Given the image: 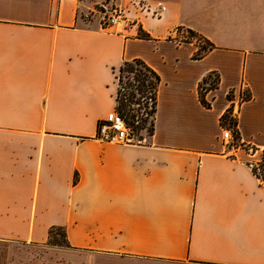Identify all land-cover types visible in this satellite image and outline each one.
<instances>
[{
  "label": "crops",
  "instance_id": "1",
  "mask_svg": "<svg viewBox=\"0 0 264 264\" xmlns=\"http://www.w3.org/2000/svg\"><path fill=\"white\" fill-rule=\"evenodd\" d=\"M114 1L139 19L125 33L87 16L96 0H0V264H264V0ZM136 59L160 76L154 131L104 142ZM244 84L245 146L226 147Z\"/></svg>",
  "mask_w": 264,
  "mask_h": 264
},
{
  "label": "built area",
  "instance_id": "2",
  "mask_svg": "<svg viewBox=\"0 0 264 264\" xmlns=\"http://www.w3.org/2000/svg\"><path fill=\"white\" fill-rule=\"evenodd\" d=\"M143 8L148 9L146 5ZM91 14L99 16V21L103 28L114 29L120 33L131 30L139 23L137 17L132 16L129 11L117 4L114 0H96L87 16L90 17ZM136 35L141 36V31L138 30ZM170 37L178 43L186 42L194 44L196 47V56H201L211 47L203 37L196 34L192 35L189 30L180 27L175 28ZM217 81V77L214 76L203 81L200 85L202 95L209 88L216 86ZM228 95L230 97V105L222 119H225V115H229V120L223 126V139L226 147L238 148L245 145L240 138L237 118L242 105L251 95L246 84L238 92L235 89L230 90ZM231 120L234 122L233 124H231ZM96 138L104 142L124 145L144 144L146 142V137L142 135L141 131L138 132L133 126L127 123L125 117L118 110L109 112L100 120ZM263 162L264 156L251 162V165L253 168H256L260 178L262 177L261 164Z\"/></svg>",
  "mask_w": 264,
  "mask_h": 264
},
{
  "label": "trees",
  "instance_id": "3",
  "mask_svg": "<svg viewBox=\"0 0 264 264\" xmlns=\"http://www.w3.org/2000/svg\"><path fill=\"white\" fill-rule=\"evenodd\" d=\"M190 34H195L190 31ZM119 72L128 73V90L124 93V96H127V102L123 100L122 106L117 107V110L125 117L127 123L133 126L138 132L143 129H146L148 126L149 134H152L155 127V113H156V89L160 82V76L148 66L144 61L136 59L133 61L125 62L120 68ZM152 94L151 98L153 99V105L150 111L147 112V116H140V109H136L132 105L138 104L141 106L142 99L147 96L148 93ZM203 103L208 106L209 104L202 97ZM118 103V98H117ZM128 113H125L123 110H127ZM151 116V120L148 125V117ZM225 122L229 120V115H225ZM231 124L234 122L231 120ZM262 179L264 181V162L262 163ZM254 172L259 176L256 168ZM260 177V176H259Z\"/></svg>",
  "mask_w": 264,
  "mask_h": 264
},
{
  "label": "rangeland",
  "instance_id": "4",
  "mask_svg": "<svg viewBox=\"0 0 264 264\" xmlns=\"http://www.w3.org/2000/svg\"><path fill=\"white\" fill-rule=\"evenodd\" d=\"M207 48V47H206ZM213 77V76H212ZM117 81H118V93H117V98H118V103H117V107H121L123 100L125 102H127V96H124L126 93V91L128 90V73L127 72H123L120 73L118 72L117 74ZM152 94L151 92L147 94V96L145 98L142 99V104L141 106H139L138 104L132 105V107L134 106L137 110L140 109V116H144L146 117L147 112L150 111L152 105H153V99L151 98ZM125 111V113H128V109L127 110H123ZM148 125L149 122L151 120V116L148 117ZM148 128H150L149 126L146 129L141 130L142 135L144 136L145 134H149V130ZM262 164H261V170H262ZM263 172V171H262ZM65 243V239L64 236L61 235V232L55 230V234L54 237L50 238L49 240V244H50V248H53V246L59 245V244H64ZM6 248H9V244L8 243H0V257L3 259V261L5 260L4 257H6Z\"/></svg>",
  "mask_w": 264,
  "mask_h": 264
}]
</instances>
